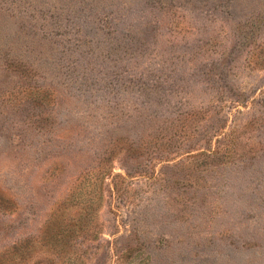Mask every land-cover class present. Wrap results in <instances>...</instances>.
Returning <instances> with one entry per match:
<instances>
[{"label":"rangeland","instance_id":"1","mask_svg":"<svg viewBox=\"0 0 264 264\" xmlns=\"http://www.w3.org/2000/svg\"><path fill=\"white\" fill-rule=\"evenodd\" d=\"M0 264H264V0H0Z\"/></svg>","mask_w":264,"mask_h":264},{"label":"trees","instance_id":"2","mask_svg":"<svg viewBox=\"0 0 264 264\" xmlns=\"http://www.w3.org/2000/svg\"><path fill=\"white\" fill-rule=\"evenodd\" d=\"M138 148H139V146H137V147L135 148L134 146L129 145V147L127 148V151H128L129 153H134V152H136V149H138Z\"/></svg>","mask_w":264,"mask_h":264}]
</instances>
